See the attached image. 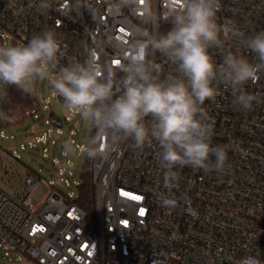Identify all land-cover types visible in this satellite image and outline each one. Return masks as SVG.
Here are the masks:
<instances>
[{"label":"built area","instance_id":"built-area-1","mask_svg":"<svg viewBox=\"0 0 264 264\" xmlns=\"http://www.w3.org/2000/svg\"><path fill=\"white\" fill-rule=\"evenodd\" d=\"M30 2L0 0V39L6 33L18 45L51 28L68 57L82 60L85 45L97 47L113 66L128 55L129 30L140 22L143 7V0L122 10L114 7L117 0H88L93 12L68 18L55 11L61 0H53L47 15L35 13ZM151 2L161 14L167 9L168 0ZM21 6L25 11L17 15ZM217 16L219 24L231 21L245 36L254 35L264 31V0H221ZM166 27L162 20L161 30ZM210 55L217 63L222 59L217 50ZM151 58L162 65L163 75L174 72L162 56ZM245 87L264 98V75ZM219 91L203 107L213 123V146L227 145V174L176 167L177 181L166 186L155 145L141 152L131 142L122 144L108 159L93 162L92 218L75 203L77 195L64 194L35 171L25 172L16 197L0 187V249L37 264H240L246 257L264 264V103L240 110L232 104L231 89L220 85ZM39 113V106L26 108L38 124ZM72 120L65 116L66 123ZM0 170L3 179L12 178ZM163 198L176 199L177 206L162 207Z\"/></svg>","mask_w":264,"mask_h":264},{"label":"clouds","instance_id":"clouds-1","mask_svg":"<svg viewBox=\"0 0 264 264\" xmlns=\"http://www.w3.org/2000/svg\"><path fill=\"white\" fill-rule=\"evenodd\" d=\"M139 3L117 0L114 7L122 10ZM28 7L47 15L53 0H31ZM220 9L221 0H168L161 14L151 0H143L140 22L129 30L128 55L115 66L102 59L97 47L87 45L82 60L68 57L67 46L51 28L27 43H0V85L34 94L37 83H46L67 112L93 128L81 153L89 160L108 159L131 142L141 152L157 147L166 186L177 181L176 167L225 175L230 168L227 145L213 146L214 127L203 105L216 100L220 85L231 89L232 104L240 110L264 103L245 87L264 75V31L245 36L231 21L221 25ZM81 10L94 11L88 0H61L55 8L68 18ZM24 11L21 6L17 15ZM212 49L221 54L219 63L210 55ZM156 54L174 66V72L163 75L162 65L151 58ZM64 149L69 154L75 150L70 142ZM161 206L172 209L177 201L163 198ZM253 261L246 257L240 264Z\"/></svg>","mask_w":264,"mask_h":264},{"label":"rangeland","instance_id":"rangeland-1","mask_svg":"<svg viewBox=\"0 0 264 264\" xmlns=\"http://www.w3.org/2000/svg\"><path fill=\"white\" fill-rule=\"evenodd\" d=\"M3 34L5 39H0V43H11L9 35ZM35 93L43 124L39 125L28 118L20 125L7 127L3 118L5 86L0 85V168L10 171L12 178H16V181L12 178L3 179L0 170V187L16 197L23 174L35 171L46 182L59 184L64 194L75 197L86 161V157L80 154L79 146H83L91 137L93 128L74 113L67 112L46 83H37ZM66 115L73 117L72 122H65ZM52 118L63 122V126L53 124ZM65 142L74 146L75 150L71 154L65 151ZM0 264L37 263L17 253H6L0 249Z\"/></svg>","mask_w":264,"mask_h":264},{"label":"trees","instance_id":"trees-1","mask_svg":"<svg viewBox=\"0 0 264 264\" xmlns=\"http://www.w3.org/2000/svg\"><path fill=\"white\" fill-rule=\"evenodd\" d=\"M33 105L39 106L36 93L27 94L15 86L5 85L3 115L7 127L26 122L28 119L26 108ZM42 119L43 116L38 119L39 124L42 123ZM92 135H94V130L92 131ZM93 162L94 160L86 158L81 171L80 184L76 188L77 196L75 198V203L87 211L92 218L96 215V187L92 180Z\"/></svg>","mask_w":264,"mask_h":264},{"label":"water","instance_id":"water-1","mask_svg":"<svg viewBox=\"0 0 264 264\" xmlns=\"http://www.w3.org/2000/svg\"><path fill=\"white\" fill-rule=\"evenodd\" d=\"M59 100V99H58ZM60 101V100H59Z\"/></svg>","mask_w":264,"mask_h":264}]
</instances>
